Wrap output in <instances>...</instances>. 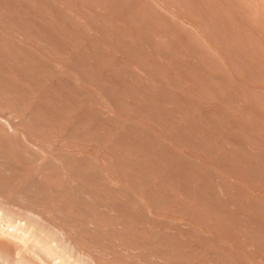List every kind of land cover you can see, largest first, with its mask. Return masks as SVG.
Returning <instances> with one entry per match:
<instances>
[{"label":"bare ground","instance_id":"bare-ground-1","mask_svg":"<svg viewBox=\"0 0 264 264\" xmlns=\"http://www.w3.org/2000/svg\"><path fill=\"white\" fill-rule=\"evenodd\" d=\"M0 264H264V0H0Z\"/></svg>","mask_w":264,"mask_h":264}]
</instances>
